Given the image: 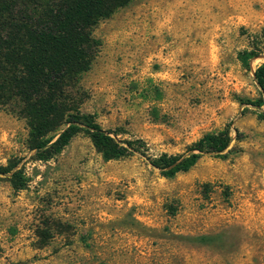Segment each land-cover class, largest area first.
<instances>
[{"label":"rangeland","instance_id":"rangeland-1","mask_svg":"<svg viewBox=\"0 0 264 264\" xmlns=\"http://www.w3.org/2000/svg\"><path fill=\"white\" fill-rule=\"evenodd\" d=\"M93 35L80 109L142 143L105 160L80 132L37 160L25 119L0 107V165L28 178L14 190L0 174V264H264V105L248 103L264 0H131ZM227 127L223 156L170 177L150 163Z\"/></svg>","mask_w":264,"mask_h":264},{"label":"trees","instance_id":"trees-1","mask_svg":"<svg viewBox=\"0 0 264 264\" xmlns=\"http://www.w3.org/2000/svg\"><path fill=\"white\" fill-rule=\"evenodd\" d=\"M131 0H0V107L25 119L27 147L35 159L47 161L78 133L86 134L103 159H117L138 150L141 140H120L104 129L94 113L80 107L87 98L80 86L101 46L93 28ZM253 50L239 52L250 68ZM260 97L249 104L264 105V61L253 70ZM264 118L263 113H259ZM235 135L236 127H231ZM233 136L229 128L206 132L184 153L150 159L164 176L187 171L204 154L223 156ZM17 161L0 165L14 190L28 178Z\"/></svg>","mask_w":264,"mask_h":264}]
</instances>
